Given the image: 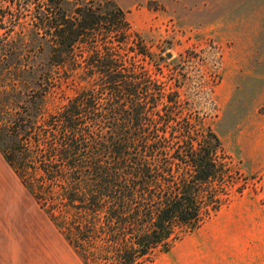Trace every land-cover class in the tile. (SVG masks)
<instances>
[{
  "label": "trees",
  "instance_id": "obj_1",
  "mask_svg": "<svg viewBox=\"0 0 264 264\" xmlns=\"http://www.w3.org/2000/svg\"><path fill=\"white\" fill-rule=\"evenodd\" d=\"M62 3L46 0V12L35 20L34 35L48 50L42 68L21 64L13 50L0 52V71L15 60L18 73L34 71L37 87L28 106L8 120L9 143L0 153L24 188L47 205L82 264H145L223 205L227 171L217 160L220 143L209 130L176 128V95L165 94L136 63H125L120 50L127 24L120 10L82 5L66 14ZM53 68L85 87L43 119L40 133L39 114L30 113L50 92ZM29 174L42 181L26 182Z\"/></svg>",
  "mask_w": 264,
  "mask_h": 264
},
{
  "label": "rangeland",
  "instance_id": "obj_2",
  "mask_svg": "<svg viewBox=\"0 0 264 264\" xmlns=\"http://www.w3.org/2000/svg\"><path fill=\"white\" fill-rule=\"evenodd\" d=\"M62 1L66 14L82 5L120 10L127 24L120 50L125 63H136L165 94L176 95V128L209 130L220 143L217 160L227 171L223 205L145 264H264V0ZM45 2L0 0V52L13 50L21 64L42 68L47 45L34 30ZM16 64L0 71V146L9 143L8 120L37 91L34 71L22 75ZM51 71L50 92L30 113L39 114L40 133L43 119L85 87L63 68ZM31 179L42 181L32 174L24 180ZM48 212L0 153V264H82Z\"/></svg>",
  "mask_w": 264,
  "mask_h": 264
}]
</instances>
